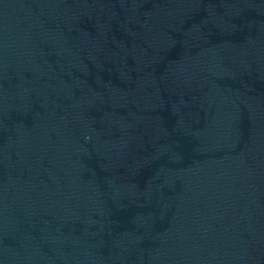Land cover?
<instances>
[{
  "label": "water",
  "instance_id": "obj_1",
  "mask_svg": "<svg viewBox=\"0 0 264 264\" xmlns=\"http://www.w3.org/2000/svg\"><path fill=\"white\" fill-rule=\"evenodd\" d=\"M0 264H264V0H0Z\"/></svg>",
  "mask_w": 264,
  "mask_h": 264
}]
</instances>
